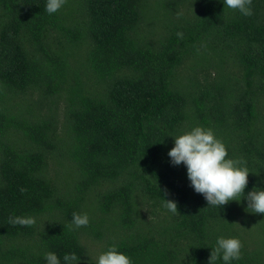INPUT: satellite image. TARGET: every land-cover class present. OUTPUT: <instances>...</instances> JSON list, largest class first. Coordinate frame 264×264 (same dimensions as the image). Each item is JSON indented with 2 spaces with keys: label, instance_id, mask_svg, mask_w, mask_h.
I'll use <instances>...</instances> for the list:
<instances>
[{
  "label": "trees",
  "instance_id": "16d2710c",
  "mask_svg": "<svg viewBox=\"0 0 264 264\" xmlns=\"http://www.w3.org/2000/svg\"><path fill=\"white\" fill-rule=\"evenodd\" d=\"M250 7L0 0V264H95L113 244L132 264H209L218 235L242 242L231 264H264V213L207 205L167 156L210 127L248 167L244 192L264 187V0Z\"/></svg>",
  "mask_w": 264,
  "mask_h": 264
},
{
  "label": "clouds",
  "instance_id": "9594fccd",
  "mask_svg": "<svg viewBox=\"0 0 264 264\" xmlns=\"http://www.w3.org/2000/svg\"><path fill=\"white\" fill-rule=\"evenodd\" d=\"M64 3L65 0H45V11L55 13ZM250 4L251 0H223V6L238 10L244 16L252 15ZM172 136L174 142L167 150L168 162L185 166L190 186L203 195L207 205L218 207L230 200L239 203L243 197L246 211L264 213V187H253L244 192L248 183V167L240 159L228 156L226 145L210 127L194 124ZM162 203L170 212L177 211L174 200L164 198ZM34 222L31 216H16L11 220V223L21 225ZM71 223L76 228L86 226L89 216L86 212H74ZM241 248L242 242L237 236L218 235L209 264H216L217 260L231 264L241 256ZM43 258L44 264H61V258L54 251H47ZM77 260L74 253L63 256L64 264H75ZM95 264H132V259L113 244L96 255Z\"/></svg>",
  "mask_w": 264,
  "mask_h": 264
}]
</instances>
